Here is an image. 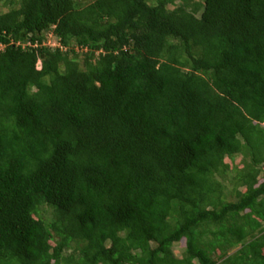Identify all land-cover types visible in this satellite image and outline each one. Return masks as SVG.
Here are the masks:
<instances>
[{
	"label": "trees",
	"instance_id": "1",
	"mask_svg": "<svg viewBox=\"0 0 264 264\" xmlns=\"http://www.w3.org/2000/svg\"><path fill=\"white\" fill-rule=\"evenodd\" d=\"M0 1V264H264V0Z\"/></svg>",
	"mask_w": 264,
	"mask_h": 264
},
{
	"label": "rangeland",
	"instance_id": "2",
	"mask_svg": "<svg viewBox=\"0 0 264 264\" xmlns=\"http://www.w3.org/2000/svg\"><path fill=\"white\" fill-rule=\"evenodd\" d=\"M84 1H89V0H84ZM177 4H183L185 6H187V8L190 11H194L196 12L198 15H200V13L203 10V5H204V0H177L176 1ZM9 9L3 6V3L0 1V11H7ZM47 44L51 45V46H56L58 44V40L57 38H55L52 33L50 32L48 34V40H47ZM230 187V186H229ZM229 199H235V197L229 195L228 197ZM45 217L48 220H51V214L50 213H45ZM175 252L176 254L180 255L181 252V247L180 246H176L175 247Z\"/></svg>",
	"mask_w": 264,
	"mask_h": 264
}]
</instances>
